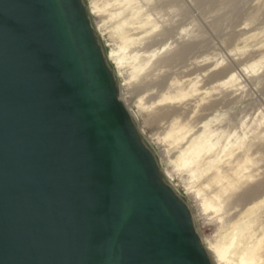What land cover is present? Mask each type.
<instances>
[{
	"label": "water",
	"instance_id": "obj_1",
	"mask_svg": "<svg viewBox=\"0 0 264 264\" xmlns=\"http://www.w3.org/2000/svg\"><path fill=\"white\" fill-rule=\"evenodd\" d=\"M96 36L83 0H0V264H211Z\"/></svg>",
	"mask_w": 264,
	"mask_h": 264
},
{
	"label": "rangeland",
	"instance_id": "obj_2",
	"mask_svg": "<svg viewBox=\"0 0 264 264\" xmlns=\"http://www.w3.org/2000/svg\"><path fill=\"white\" fill-rule=\"evenodd\" d=\"M83 2L107 63L113 70L120 100L131 114L141 138L153 152L162 178L187 204L192 225L211 264H217L209 250L216 235V225L202 214L199 199L188 187L185 172L175 170L179 164L180 147L164 136L171 123L176 121L180 125L186 123L189 129L193 127L187 140L199 135L205 128L216 132L235 131L239 135L249 131L252 141L249 154L261 160V164L258 162L255 167L264 170V0H137L142 13L140 18L145 20L147 14H152L158 23L156 33L159 35L153 40L154 44L147 47V54L154 51L156 55L149 60L144 71L133 77L126 63L119 64L120 39L115 29V23L134 18L131 11H125L119 0ZM136 25H130V28ZM162 29L170 32L162 34ZM133 36L144 37V34L134 33ZM145 40L141 45L146 47L148 43ZM179 49H184L180 59L173 56ZM168 56L175 59L169 64L158 62ZM161 81L165 85L160 88ZM166 83L170 88L173 84L175 86L170 90ZM192 84L196 91L186 96L188 99L158 104L157 100L165 92L177 94L180 88L188 91ZM172 90L175 92L172 93ZM224 139L220 138V144L224 143ZM244 140L245 144L250 142V139ZM245 149V146L236 148L231 157L223 156L222 160L234 163ZM260 168L256 170L255 179L264 175ZM247 183L243 184L244 189L254 182ZM240 189L241 192L244 190L243 187L238 188L237 193H241ZM235 210H231L232 214Z\"/></svg>",
	"mask_w": 264,
	"mask_h": 264
},
{
	"label": "bare ground",
	"instance_id": "obj_3",
	"mask_svg": "<svg viewBox=\"0 0 264 264\" xmlns=\"http://www.w3.org/2000/svg\"><path fill=\"white\" fill-rule=\"evenodd\" d=\"M121 3L124 6L123 8L126 9L125 11H131L134 18L130 21L124 20L122 23H115L117 37L120 39L117 57L119 64L126 63L130 67L131 77H133L144 71L149 60L156 55L154 51L147 54V47L154 44L153 40L159 35V33H156L159 26L152 14H147L145 20L140 18L142 13L140 7L137 6V0H119V4ZM134 24L137 25L130 28V25ZM167 32L170 31L162 29V34ZM134 33L144 34V37L133 36ZM147 35L150 37H146ZM145 38L148 43L146 47L141 45ZM183 55L184 49H179L173 56L180 59ZM173 56L160 58L158 62L169 64L175 59ZM193 84L191 88L188 87V91L180 88L177 94L165 92L157 100L158 104H169L176 100L188 99L186 96L196 91ZM162 85H165L164 81L159 83V87H163ZM167 86L170 88L169 84ZM173 92L175 90H172ZM153 96V98H156V95ZM222 102L224 103L223 100ZM222 102L221 104H223ZM210 104L212 105V103ZM139 105L141 106V104ZM213 105L217 106L215 103ZM210 107L207 106L208 109ZM171 112L173 113V111ZM168 115L171 114L168 113ZM185 124L180 125L177 121L171 123L164 137L171 139L173 144L180 147L179 164L175 166V170L185 172L188 187L194 190L196 198L199 199L202 214L206 216L207 220L216 225V235L211 243V249H209L213 253L215 262L217 264H264V175L261 179H255L258 172L256 170L260 168L255 167V164L258 162L261 164V160L252 158L249 154L252 147V141L248 135L249 131H243L239 135L235 134V131L227 133L225 130H219V132H216V130L205 128L199 135L187 140L188 133L191 134L190 130L193 127L190 126L191 129H189ZM224 127L226 129V126ZM222 137H225L224 143L220 144V138ZM244 139H250V142L245 144ZM243 146L246 148L245 152L240 155V159L238 158L236 162L229 163L222 160L223 156L231 157L236 148H243ZM250 168L251 171H248ZM250 181L254 183H249ZM247 182L249 186H247ZM244 183H247L245 189ZM241 187L244 190L241 192L240 189L241 193H237L238 188ZM232 209H237V211L235 210L236 212L232 214ZM207 248L209 247L207 246Z\"/></svg>",
	"mask_w": 264,
	"mask_h": 264
}]
</instances>
